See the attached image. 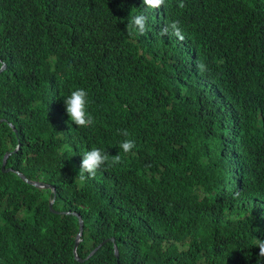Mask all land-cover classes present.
Instances as JSON below:
<instances>
[{
  "label": "trees",
  "instance_id": "16d2710c",
  "mask_svg": "<svg viewBox=\"0 0 264 264\" xmlns=\"http://www.w3.org/2000/svg\"><path fill=\"white\" fill-rule=\"evenodd\" d=\"M183 2L0 0V264H81L77 215L82 264H264V0ZM92 148L121 161L81 185Z\"/></svg>",
  "mask_w": 264,
  "mask_h": 264
},
{
  "label": "clouds",
  "instance_id": "9594fccd",
  "mask_svg": "<svg viewBox=\"0 0 264 264\" xmlns=\"http://www.w3.org/2000/svg\"><path fill=\"white\" fill-rule=\"evenodd\" d=\"M143 5L145 6V11L149 9L157 10L165 5V0H143ZM178 7L181 9L185 7L183 0H179ZM147 19H148L147 16L143 13L136 14L130 18V21L128 25L126 26V28L127 30H129V32H131L132 30H135L140 35H143L146 32ZM179 25H180L179 20H174L168 24H165L160 29L159 34L162 37L173 35L178 40L183 41L185 37L183 36L182 29L180 28ZM197 67L201 72L205 71L204 64L200 63L197 65ZM64 104H65L66 113L69 119L77 127L87 128L93 125L94 118L91 115V113L88 111L89 98H88V93L85 89L78 88L72 91L69 96L64 98ZM122 134L124 136H127L128 132L125 130ZM134 147H135V142L133 140H125L120 144V148L123 150L124 153L131 152V150ZM120 161H121V157L119 154L113 155L111 157V164H118L120 163ZM106 164L111 166V164H109V155L103 152L100 148H92L90 151H87L86 153H84L83 159L81 161L80 169L77 174L81 185H83L86 179L94 178L96 175V171L100 169L102 166H105ZM40 189H45V188H40ZM53 191L55 192V189H53ZM236 195H239V193H237ZM64 213H67V212H64ZM257 247L259 248L258 256L264 259V242H259Z\"/></svg>",
  "mask_w": 264,
  "mask_h": 264
},
{
  "label": "water",
  "instance_id": "95a60500",
  "mask_svg": "<svg viewBox=\"0 0 264 264\" xmlns=\"http://www.w3.org/2000/svg\"><path fill=\"white\" fill-rule=\"evenodd\" d=\"M3 68H4V67H2V69H3ZM2 69H0V71H1ZM18 148H19V147H18ZM16 151H18V149H17ZM8 157H9V155H6L5 158H4V162H3V165H2V170H3V172H6V173L14 172L13 169H7V159H8ZM17 174L20 176V178H21L24 182H26L27 184H30V185H32V186H34V187H36V188H45V189H50V188H51L50 185H48V184H44V183H42V182H40V181H31V180L29 181V180L26 178V176H24L21 172H17ZM54 201H55V198H54V200L50 203V210H51V212H53V213H55V214H59L60 212L54 210V208H53ZM66 214H70V213H66ZM77 216L79 217V221H80V232H79V234H78V236H77V238H76V245H75L74 252H75V254H76V256H75L76 259L79 260V261L81 262V264H82V262H84V260L79 259L78 255H77V249H78V247H79L80 242L82 241V236H83V234H84V221H83V219H82L79 215H77ZM102 245H103V244H102ZM102 245H101V246H102ZM101 246H99L98 248H96L95 250H93V251L91 252V254L89 255L88 258H90L91 256H93V255L99 250V248H100ZM114 252H115L116 257H118V252H117V249H116V248H114Z\"/></svg>",
  "mask_w": 264,
  "mask_h": 264
}]
</instances>
